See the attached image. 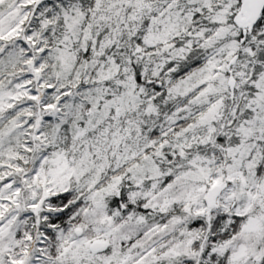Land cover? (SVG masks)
<instances>
[{"label": "snow or ice", "instance_id": "obj_1", "mask_svg": "<svg viewBox=\"0 0 264 264\" xmlns=\"http://www.w3.org/2000/svg\"><path fill=\"white\" fill-rule=\"evenodd\" d=\"M0 264H264V0H0Z\"/></svg>", "mask_w": 264, "mask_h": 264}]
</instances>
